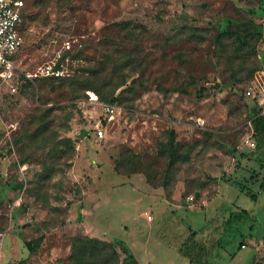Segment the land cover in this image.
<instances>
[{
    "label": "rangeland",
    "instance_id": "374dc122",
    "mask_svg": "<svg viewBox=\"0 0 264 264\" xmlns=\"http://www.w3.org/2000/svg\"><path fill=\"white\" fill-rule=\"evenodd\" d=\"M26 1L18 90L0 91V264H121L117 239L185 264L190 238L193 264H264V0ZM247 19L261 35L225 33ZM59 52L70 76L25 79ZM45 107L52 138L28 157Z\"/></svg>",
    "mask_w": 264,
    "mask_h": 264
},
{
    "label": "built area",
    "instance_id": "2783aa9c",
    "mask_svg": "<svg viewBox=\"0 0 264 264\" xmlns=\"http://www.w3.org/2000/svg\"><path fill=\"white\" fill-rule=\"evenodd\" d=\"M28 14L26 0H0V91L4 88L9 93L18 90V65L16 55L24 44L25 19ZM65 47L70 48L71 42H65ZM62 54L59 52L51 61L39 65L34 71L24 73L25 79L35 80L39 78H60L71 75L69 69L62 61ZM89 101L93 105H100L103 113H113L114 105L101 101L97 93L88 91ZM249 95H256L254 89H248ZM260 114H264V85L258 88ZM200 125L205 120H199ZM13 126V124H11ZM15 126V125H14ZM99 136L104 135V130L97 127ZM243 246H245L243 244Z\"/></svg>",
    "mask_w": 264,
    "mask_h": 264
},
{
    "label": "trees",
    "instance_id": "16d2710c",
    "mask_svg": "<svg viewBox=\"0 0 264 264\" xmlns=\"http://www.w3.org/2000/svg\"><path fill=\"white\" fill-rule=\"evenodd\" d=\"M225 33L235 35L240 41L245 42L250 38H255L261 35V26L252 19L242 21L230 20L227 24ZM97 73H99V71H97ZM26 80L28 81V79ZM90 83H87L86 81H75V85L77 88H84L90 85ZM53 110L54 108L52 107H45L44 109H42V114L40 115L39 123L36 129L32 132L29 128L25 129V132L23 133V152H27L26 155L28 157L31 156L30 153H32L33 151L45 149V147L48 145L47 143L50 141V138H52L51 135L53 134V126L55 120ZM249 117L254 130V135L261 137L264 136V114H260V108H253L249 112ZM263 169L264 164H262L257 169H252L251 174V177L255 179V181L259 182L262 189H264V173L262 172ZM251 195L253 200L257 199L254 193H251ZM246 215H248L246 210L243 212H232V217L236 218L238 223L240 220L242 221V219H245ZM116 243L117 244L114 243V245L117 246L119 244L126 254L121 264H139L132 248L126 242L121 239H117ZM200 245L201 244H199V242H197L195 239L190 238L182 252L184 255L190 257L191 260H194L193 251L197 250L199 247L202 248V246ZM20 263L21 262H18L17 264Z\"/></svg>",
    "mask_w": 264,
    "mask_h": 264
},
{
    "label": "crops",
    "instance_id": "0c3cea01",
    "mask_svg": "<svg viewBox=\"0 0 264 264\" xmlns=\"http://www.w3.org/2000/svg\"><path fill=\"white\" fill-rule=\"evenodd\" d=\"M133 178L131 177L130 178V180H132ZM127 243L130 245V247L132 248V250H133V252H134V255H135V257L137 258V260H138V262H139V264H153V263H155L156 261H158V260H156V259H158V256L159 255H161V253L160 254H158V253H156L155 251H153V250H147V253H146V256L148 257V260H146V262H142L141 261V259L138 257V255L136 254V247L133 245V244H130L128 241H127ZM2 253H3V256H2V259H3V257H4V261H6L5 259H7L8 260V257H7V255L3 252V250H2ZM150 254H151V256H150ZM183 256H185V257H187L188 258V260L185 262V264H193V262L195 261V260H191V258L190 257H188V256H186V255H184V254H182ZM163 256L165 257V258H167V257H170V255H169V253L168 252H164L163 253ZM150 257H152V260H151V258ZM24 260H25V258H24ZM9 261L10 260H8V263H9ZM19 261H21V260H19ZM159 261H162V260H159ZM7 262V261H6ZM28 263V262H27ZM29 264V263H28Z\"/></svg>",
    "mask_w": 264,
    "mask_h": 264
},
{
    "label": "water",
    "instance_id": "95a60500",
    "mask_svg": "<svg viewBox=\"0 0 264 264\" xmlns=\"http://www.w3.org/2000/svg\"><path fill=\"white\" fill-rule=\"evenodd\" d=\"M86 132H88L87 130H86ZM85 133V132H84Z\"/></svg>",
    "mask_w": 264,
    "mask_h": 264
}]
</instances>
